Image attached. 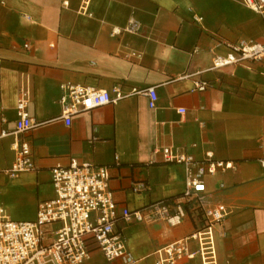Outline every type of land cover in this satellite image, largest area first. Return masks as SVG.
<instances>
[{"label": "crops", "instance_id": "obj_1", "mask_svg": "<svg viewBox=\"0 0 264 264\" xmlns=\"http://www.w3.org/2000/svg\"><path fill=\"white\" fill-rule=\"evenodd\" d=\"M84 3L0 0V205L14 221H36L40 204L56 197L53 169L76 162L107 166L119 207L144 209L186 189L184 166L165 163L158 151L199 161L213 153L235 164L205 179L206 202L230 211L226 235L216 238L220 264H264V62L212 70L227 45L264 40V15L242 0H90L82 12ZM131 20L141 23L139 33L126 31ZM202 81L206 91L197 88ZM64 83L128 96L67 126ZM151 87L154 110L143 93ZM22 90L37 126L17 134ZM17 141L31 145L36 170L12 178L6 170ZM118 228L136 264H155L157 250L195 231L189 219ZM85 264L123 262L94 251Z\"/></svg>", "mask_w": 264, "mask_h": 264}, {"label": "built area", "instance_id": "obj_2", "mask_svg": "<svg viewBox=\"0 0 264 264\" xmlns=\"http://www.w3.org/2000/svg\"><path fill=\"white\" fill-rule=\"evenodd\" d=\"M242 1L246 7L264 15V0ZM89 2L85 0L82 12L87 11ZM194 20L203 22L200 16H195ZM141 28L140 22L131 20L126 31L139 33ZM118 32L114 29L113 34ZM26 47L29 48L28 45ZM227 47L229 52L226 55L214 57L212 70L264 62V40H239ZM209 87L205 81L197 84L200 91ZM61 91L60 118L67 126L72 124L75 115L115 104L128 96L123 95L120 89L113 91V97L109 91L71 83L62 84ZM143 93L149 97L150 109H156L159 99L156 87ZM29 103L28 90H22L17 104V134L37 126L28 112ZM178 112L183 115L186 110L179 109ZM13 148L17 156L11 168L6 170L10 177L36 170L28 142L17 141ZM158 153L162 154L165 163L184 166L186 189L181 197L156 202L144 209L120 208L110 187L111 175L107 166L76 162L68 167L57 166L52 171L56 197L40 204L36 221H14L0 205V264H85L94 251H100L109 262L121 260L123 264H136L119 224L166 222L177 226L184 219L192 221L195 231L157 250L155 264H191L194 261L220 264L216 238L226 235L224 224L230 211L224 204L212 206L206 202L205 179L232 170L235 164L216 160L213 153H207L201 161L173 148H165ZM261 164L264 167V158Z\"/></svg>", "mask_w": 264, "mask_h": 264}]
</instances>
